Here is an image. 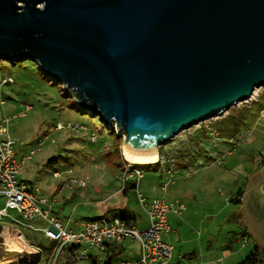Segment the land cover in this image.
Returning a JSON list of instances; mask_svg holds the SVG:
<instances>
[{
  "label": "water",
  "instance_id": "1",
  "mask_svg": "<svg viewBox=\"0 0 264 264\" xmlns=\"http://www.w3.org/2000/svg\"><path fill=\"white\" fill-rule=\"evenodd\" d=\"M36 61L154 152L264 86V0H0V60ZM264 199V167L249 180Z\"/></svg>",
  "mask_w": 264,
  "mask_h": 264
},
{
  "label": "rangeland",
  "instance_id": "2",
  "mask_svg": "<svg viewBox=\"0 0 264 264\" xmlns=\"http://www.w3.org/2000/svg\"><path fill=\"white\" fill-rule=\"evenodd\" d=\"M9 77H13L15 82L1 86L3 78ZM0 99L7 102L2 108V114L6 116H18L27 103L31 104L23 117H15L9 124L10 134L19 139L16 145L19 157L37 150L20 172L21 180L39 186L44 191H51L58 181L67 176L64 174L57 179L54 172L73 169L72 176L90 180L89 186L81 188L88 195H77L67 203L70 208L77 209L76 216L87 220L105 216L109 210L117 208L124 209L128 216L136 218L138 227L146 228L149 225V216L139 201L137 188H129L127 193L122 190L123 172L120 175L118 163L121 161L124 166L128 159L123 152L125 135L121 131H117L116 127L109 129L98 115L80 109L73 94L66 92L63 84L52 81L32 59L0 60ZM69 121L74 124L81 121L87 128L80 132L55 129L58 122ZM92 131L98 133L96 142L91 140ZM239 139L241 142L238 143ZM40 142L43 144L40 145ZM235 144L238 145L236 148ZM231 149L235 150L233 155L229 154ZM159 153L160 158L164 155V162L167 157L180 162L186 159L194 161L190 167L192 172L201 169L198 162L202 166L210 165L209 170L204 169V172L196 175L199 181L204 177L212 178L209 191L215 195L210 202L216 212L207 219L216 222V226L210 230L201 226L202 218L196 212L188 221L199 222L197 233L204 231L208 234L205 237L211 238L215 247L229 242L236 245V233L240 227L230 219L236 204L229 205L227 198L242 186L246 174L250 173L249 182L254 173L264 167H261L264 161V86L256 88L249 99L231 106L225 113L204 119L177 134L160 146ZM51 159L56 161L49 164ZM141 166L145 170V177L141 180L140 190L151 200L158 197L160 190L164 191L160 185L163 182L162 170L155 169L152 164ZM157 166H161V162ZM200 196L201 191H195V199H200ZM199 203L208 204L201 200ZM5 204L6 198L0 196V208H4ZM225 207L226 210H223ZM9 214L20 216L15 210H10ZM219 225L223 227L222 230ZM8 234L24 251L18 254L0 245V260H3L0 264H35L32 252L37 248L29 246L31 244L26 235L20 237V233L11 227ZM4 240L7 242V238ZM0 241L3 243L1 236ZM128 241L125 249L109 258L112 264H122L129 260L138 247L141 248L140 242ZM252 248L249 246V249ZM84 249L93 255H100L101 259L97 263L105 264V251L101 252L99 248L87 243H83L82 253ZM46 261L45 256L39 264H47ZM82 263L85 264L86 260Z\"/></svg>",
  "mask_w": 264,
  "mask_h": 264
},
{
  "label": "crops",
  "instance_id": "3",
  "mask_svg": "<svg viewBox=\"0 0 264 264\" xmlns=\"http://www.w3.org/2000/svg\"><path fill=\"white\" fill-rule=\"evenodd\" d=\"M49 137L50 135L47 136V138ZM233 153H235V150L231 149L229 154L233 155ZM221 157H224V155H221ZM219 160L222 161L221 159ZM160 162L161 166H157L158 164H152L154 165L155 169L159 170L161 168L162 170L163 182L162 184L160 182V185H163V183L168 180L171 175L175 176L176 180L170 183L167 189L163 188L164 191L160 190L157 194L158 197H165L168 200L181 199L188 206L183 216L173 213L170 215V224L173 227V231L165 236L166 240L172 242L175 246L170 264H240L251 253H253L256 248L259 247L264 251V199L261 197L259 192H254L252 195L249 212L246 211L244 206L245 204L243 202V197L246 194L249 183L248 176L250 173L246 174L245 178L242 180V186L239 187H245L243 195H240V203L231 202V199L234 198L235 195L227 198V203L229 205L236 204V208L231 212L230 215L231 221L234 222V224H239L240 227V231L236 233V245L232 242H229L215 247L212 239L205 237L206 233L204 231L197 233V225H200L199 222L196 223L195 221H188L189 217L193 215V212H196L202 218L201 226H204L208 230L213 229L214 226H216V222H209L207 219V217L210 218L212 214L216 212L214 207H211L213 203L210 202L211 198H213L215 195L214 192L209 191L211 188L210 179L212 178L204 177L202 181H199V177L196 175L198 173L204 172V169L209 170L210 165L202 166L203 164L198 162L201 169L192 172L190 170V167H192L191 164L194 163L192 160L186 159L180 162L179 160H171L169 157H167L165 162L162 159ZM118 166L120 168L121 175V173L124 171V166L121 161L118 163ZM64 174H67V176L63 178V180L58 181L51 191H44L42 189V193L54 200V214L66 221L69 220L70 227L77 230L81 228V223L85 221V219L76 216L77 209L75 210L74 207L70 208V206H67V203L74 199L77 195H81L82 197L84 195H88V192L84 191L83 193V189L81 188L84 187L80 186H75L74 188L64 187V182L70 178V174L67 173L66 170L63 172V175ZM63 175L61 177L55 178H62ZM129 183V188H135L133 181ZM124 188L125 187L122 185V190L127 193L129 188L127 190ZM239 188L235 189V193L237 190H239ZM195 191H201L200 199H195ZM200 200L202 202H208V204H200ZM223 210H226V207ZM20 216H12L15 218V220H12V218L8 216L3 217L0 219V223L3 226H10L20 234L22 233L26 235L28 241H30L29 243L31 244L29 246H32L33 248L36 247L38 249H33L34 251L32 252V255L36 259L35 264H39L42 258L45 256L47 257V263L53 250L52 247L54 248L56 245V242L48 238L44 233V229L48 227L47 220L41 216H37L31 221H25L22 216ZM105 216L112 215L107 214ZM137 221L138 220L136 218L131 219V222L138 227ZM219 226V229L222 230L223 227L221 225ZM206 235L209 236L208 234ZM244 235L248 236V243L246 244H243ZM128 240L138 241L132 238L129 239L128 237L120 242H108L106 244V249L100 250L101 252H106L107 258L105 264L107 262H112L109 260L112 255L120 252L122 249H125V247L128 246ZM82 246L83 244H68L66 246V253L63 256V261L61 264L66 261L74 260H76V264L78 261L79 264H81V262H85V260V264H101L100 262L97 263V261L101 259L100 255H93L87 252L86 249H84V252L82 253ZM249 246H253V248L249 249ZM18 254L21 253L18 252ZM141 255L142 247H138L130 255L129 260L123 261L122 264L124 262H128L129 264H137V261L141 258ZM2 261L3 260H0V262ZM260 264H264V256Z\"/></svg>",
  "mask_w": 264,
  "mask_h": 264
},
{
  "label": "built area",
  "instance_id": "4",
  "mask_svg": "<svg viewBox=\"0 0 264 264\" xmlns=\"http://www.w3.org/2000/svg\"><path fill=\"white\" fill-rule=\"evenodd\" d=\"M13 77L3 78L1 86L14 83ZM7 104L5 99H0V196L6 198L4 208L0 209V219L10 217V210L17 211L25 221H31L37 216L43 217L48 222V227L44 229L45 235L56 242L47 264H57L59 258L63 255L68 244L81 245L89 244L91 247H97L100 250L106 249L108 242H120L126 238L138 240L141 243L142 255L137 264H170L173 257L175 246L172 242L166 240L165 236L173 231L170 224V215L176 214L183 216L188 208L187 204L181 199L168 200L165 197H158L149 200L140 190V182L145 176V170L140 163H134L127 160L124 163V171L121 175L124 187L127 183L133 181L137 188L139 201L143 209L149 216V225L146 228H139L134 224H129L124 219L117 216H101L87 219L81 223L78 230L70 227L69 220L66 221L53 212L54 200L45 196L39 186H34L19 178V174L27 163L36 153V149L28 155L19 157L16 152V145L19 139L13 137L9 132V124L15 117H23L26 111L31 108L27 103L23 111L18 116H6L2 114V108ZM56 130H71L79 132L86 129V126L73 122H58ZM111 129V128H110ZM98 133L91 132V140L98 141ZM241 140H238V143ZM43 142H40L42 145ZM238 145L235 144L236 148ZM40 149V147H39ZM70 178L63 184L64 187L74 188L75 186L87 187L88 178H79L72 176L73 169L66 170ZM55 177H61L62 171H55ZM176 180L171 175L163 183V188L167 189L170 183ZM10 231V226H3L0 232L3 243L10 252L23 253L24 249L15 250L8 246L6 235ZM24 234H20L22 237ZM248 243V236L244 235L243 244ZM1 247V246H0ZM123 264H129L124 262Z\"/></svg>",
  "mask_w": 264,
  "mask_h": 264
},
{
  "label": "trees",
  "instance_id": "5",
  "mask_svg": "<svg viewBox=\"0 0 264 264\" xmlns=\"http://www.w3.org/2000/svg\"><path fill=\"white\" fill-rule=\"evenodd\" d=\"M163 153V152H162ZM164 155L162 154V157ZM162 157L160 158V160L158 162L161 161ZM54 161H56V159H51L48 163L51 164L53 163ZM263 164L261 165V167L264 165V161H262ZM149 164H158V163H149ZM260 168V167H259ZM128 184L130 183H127L125 185V188L124 189H128ZM132 184V183H131ZM135 185V183H134ZM136 186V185H135ZM244 190H245V187H241L239 188V190H237V193L234 194V198L231 199V202H234V203H240V200H241V196L240 195H243L244 193ZM108 214L110 215H113V216H117V217H120L122 219H124L125 221H127L129 224H133L131 222V217L127 215L126 211L124 209H113V210H109L108 211ZM2 229V225L0 223V231ZM53 249V247H52ZM67 249V247H66ZM66 249L63 253V255L59 258L58 260V263L57 264H61V262L63 261V256L64 254L66 253ZM263 256H264V251L262 249H260L259 247L255 249V251L253 253H251L243 262H241L240 264H260L262 259H263ZM76 260L74 261H66L64 262L63 264H76L75 263ZM106 264H112V262H107Z\"/></svg>",
  "mask_w": 264,
  "mask_h": 264
},
{
  "label": "bare ground",
  "instance_id": "6",
  "mask_svg": "<svg viewBox=\"0 0 264 264\" xmlns=\"http://www.w3.org/2000/svg\"><path fill=\"white\" fill-rule=\"evenodd\" d=\"M123 152H124L125 157L128 160L134 163H140V164L156 163L160 158V153L158 150L154 152H141V151L130 150L124 146ZM6 238H7V244L10 248L15 249V250H21V246H18L11 239V236L9 234L6 236Z\"/></svg>",
  "mask_w": 264,
  "mask_h": 264
}]
</instances>
